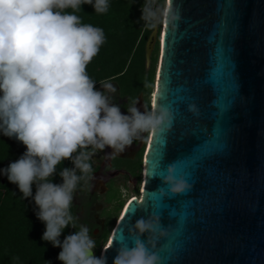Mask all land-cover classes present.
<instances>
[{"label": "water", "instance_id": "1", "mask_svg": "<svg viewBox=\"0 0 264 264\" xmlns=\"http://www.w3.org/2000/svg\"><path fill=\"white\" fill-rule=\"evenodd\" d=\"M158 8L162 22L144 46L146 67L158 47L149 110L169 108L175 120L147 136L140 197L128 200L101 253L112 264L130 224L154 214L168 231L156 241L161 264H264V0ZM169 8L174 24L163 18ZM172 163L192 190L161 196Z\"/></svg>", "mask_w": 264, "mask_h": 264}, {"label": "clouds", "instance_id": "2", "mask_svg": "<svg viewBox=\"0 0 264 264\" xmlns=\"http://www.w3.org/2000/svg\"><path fill=\"white\" fill-rule=\"evenodd\" d=\"M82 5L104 14L109 0H0V134L26 148L0 174L25 200L34 201L36 216L45 224L42 240L61 249L57 259L62 264H108L106 254H95L87 226L61 240L65 229L77 228L75 193L89 187L97 151L123 153L144 134L171 131L175 114L155 103L141 111L134 100L125 114L112 102L117 88L111 82L102 80L97 88L87 67L106 38L102 28L82 23L76 14ZM141 13L145 28L162 22L155 0H145ZM163 18L173 24L179 19L171 8ZM189 111L196 114V106ZM65 161L72 167L58 172ZM166 172L159 177L161 196L192 190L183 175L177 176L175 163ZM57 175L62 183L53 182ZM167 235L160 216L137 219L115 248L112 264H161L156 241Z\"/></svg>", "mask_w": 264, "mask_h": 264}, {"label": "trees", "instance_id": "3", "mask_svg": "<svg viewBox=\"0 0 264 264\" xmlns=\"http://www.w3.org/2000/svg\"><path fill=\"white\" fill-rule=\"evenodd\" d=\"M145 0H109L107 13L97 14L91 5H82L76 13L82 23L102 28L106 41L101 46L99 54L87 67V73L96 81L108 80L118 89L122 98L136 101L142 97L146 106L154 84V73L157 62V45L151 55L150 65H145V42L152 29L145 28L140 20L141 7ZM161 7L164 0H155ZM67 11L71 12V9ZM147 85V86H146ZM26 148L15 139L0 134V169L7 168L11 162L18 160ZM93 173L97 167L93 163ZM72 167L69 161L58 166ZM138 161L135 174L138 173ZM133 173V172H132ZM54 183H62L57 175ZM78 188L77 192H82ZM35 185L33 195H35ZM34 201L25 200L16 185L11 184L4 176L1 182L0 174V264H60L57 259L61 249L53 247L42 240L45 224L37 216ZM75 216V207L72 206ZM71 226L62 233L61 240L73 231Z\"/></svg>", "mask_w": 264, "mask_h": 264}, {"label": "flooded vegetation", "instance_id": "4", "mask_svg": "<svg viewBox=\"0 0 264 264\" xmlns=\"http://www.w3.org/2000/svg\"><path fill=\"white\" fill-rule=\"evenodd\" d=\"M110 95L112 102L119 104L122 112L127 114V100L120 96L118 89ZM136 104L141 111L149 110L142 97L137 98ZM147 136L144 134L143 140L134 141L123 153L113 154L111 149L97 151L92 159L97 170L89 187L75 193V217L80 225L89 228L96 242L97 256L107 246L112 229L128 200L140 197L142 157ZM138 161L140 167L135 174Z\"/></svg>", "mask_w": 264, "mask_h": 264}]
</instances>
